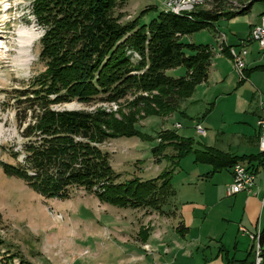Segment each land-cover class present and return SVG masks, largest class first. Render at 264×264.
Here are the masks:
<instances>
[{"label": "trees", "instance_id": "16d2710c", "mask_svg": "<svg viewBox=\"0 0 264 264\" xmlns=\"http://www.w3.org/2000/svg\"><path fill=\"white\" fill-rule=\"evenodd\" d=\"M213 1L210 9L180 15L148 7L120 23L114 14L116 0H32L29 13L43 29L39 56L45 68L13 94L22 142L19 150L9 151L14 164L0 162L3 173L20 178L45 198L67 199L73 187H81L116 207L146 208L166 215L169 211L164 206L175 195L172 174L182 157L193 153L195 162L210 164L214 170L244 161V156L212 148L193 149L192 138L165 129L157 133L160 140L150 148L155 163L165 158V169L152 179L135 176L119 181L109 153L100 146L117 137L151 141L153 136L140 131L139 119L180 112L194 87L207 80L211 46L188 42L185 36L214 29L218 19L241 16L251 7L249 3L234 11L230 4L224 8L222 0ZM149 9L156 12L155 17L140 22ZM130 53H137L139 59L133 61ZM177 67L185 69L183 75L166 73ZM73 99L84 104L114 102L117 108L112 112L51 107ZM167 148L173 153L167 154ZM262 156H248L247 162L258 159L260 165ZM182 227L180 223L178 228ZM259 241L264 244V226ZM253 248L254 244L250 264H254ZM16 264L32 263L19 257Z\"/></svg>", "mask_w": 264, "mask_h": 264}, {"label": "crops", "instance_id": "0c3cea01", "mask_svg": "<svg viewBox=\"0 0 264 264\" xmlns=\"http://www.w3.org/2000/svg\"><path fill=\"white\" fill-rule=\"evenodd\" d=\"M262 8L254 9L252 4L247 13L222 17L214 23L208 44L212 58L207 80L194 87L191 96L181 103L185 105L177 115L181 120L171 115L180 124L174 131L192 138L193 149L212 148L230 156H244L242 163L256 167L253 190L226 195L225 188L232 181L231 167L214 170L210 164L195 162L194 154L189 153L172 174V213L161 215L142 209L139 217L123 222L111 218L101 223L95 236L100 241L108 237L109 242L104 250L94 245L98 264H103L102 256L108 257V264H250L253 260L254 242L239 227L253 233L264 226V167L258 159L247 162L248 156L260 153L256 120L264 108V53L255 43L247 45L246 78L240 80L226 47L246 40ZM166 122L160 130L174 127L166 126ZM196 124L204 133L195 129ZM166 153L173 150L167 148ZM148 162V166L139 168L143 171L162 166L153 170L155 176L167 165L165 158L155 163L152 155ZM180 223L182 228H178Z\"/></svg>", "mask_w": 264, "mask_h": 264}, {"label": "rangeland", "instance_id": "374dc122", "mask_svg": "<svg viewBox=\"0 0 264 264\" xmlns=\"http://www.w3.org/2000/svg\"><path fill=\"white\" fill-rule=\"evenodd\" d=\"M31 1L0 0V35H2L0 38V162L11 164H14L16 160L10 156L9 151L12 148L19 150L22 142L18 132L20 130L15 122L17 119L13 94L18 92L17 90L24 89L45 68L39 56L43 29L36 24L29 13ZM163 1L116 0L114 14L118 15L120 23H123L132 20L148 7L163 10ZM220 4L228 8L230 0H222ZM213 5V0H207L198 8L210 9ZM260 5L262 3L256 1L253 7L256 9ZM155 15L156 12L153 9L146 10L140 22L147 23ZM22 30L36 35V40L29 43V53L24 58L28 61L25 67L22 65L23 58L20 56L19 33ZM213 32L211 28L202 29L186 35L185 40L196 44H209ZM130 54L133 61L139 59V56ZM184 71L183 67H177L166 70V73L171 76H180L184 74ZM184 106L181 104L179 109L182 110ZM51 107L59 110L86 109L89 111L103 108L114 112L117 105L114 102L99 101L84 104L73 99L51 105ZM124 111H126L125 106ZM179 113L174 112L173 116L177 117ZM171 115L139 119L137 125L140 131L153 136L151 141H143L134 136L117 137L106 140L100 145L103 151L109 153L111 166L120 174L119 181L135 176L141 179L151 178L155 176L154 171L161 169L162 166L153 165L154 169L142 171L139 167L149 165L148 159L152 154L148 146L158 142L157 133L161 131L160 126L163 121H167L166 126L171 124L174 126L166 130H175L176 122ZM137 158L141 161L136 160ZM173 206L172 201L164 208L172 213ZM142 209L148 210L137 208L136 211L132 208H120L101 202L94 194L81 187H73L67 199L45 198L29 189L20 178L5 175L0 167V240H2L0 263L16 264L20 257L32 264H98V259L94 256L97 252L94 245H101L100 249L104 250L109 242L108 237H102L101 239L104 240L100 241V238L95 236L98 235L99 225L111 218L123 222L124 219L139 217ZM101 261L103 264L109 263L107 256H102Z\"/></svg>", "mask_w": 264, "mask_h": 264}, {"label": "built area", "instance_id": "2783aa9c", "mask_svg": "<svg viewBox=\"0 0 264 264\" xmlns=\"http://www.w3.org/2000/svg\"><path fill=\"white\" fill-rule=\"evenodd\" d=\"M207 0H164V11L173 12L176 15L188 13L194 11L199 5H203ZM252 0H230L231 10L238 11L241 8H244ZM254 1V0H253ZM259 1V0H255ZM262 3V12L259 15L258 22L253 24L249 36L246 40L238 45H228L226 50L230 55L232 65L234 70L237 73L240 80L245 79V67L246 58L248 54L247 45L249 43H255L258 46L259 50L264 53V0L260 1ZM224 40V35L221 37V41ZM135 57H138L137 53H133ZM176 129L180 127L179 123L175 124ZM257 128V145L260 153L263 154L262 167H264V108H262L261 114L256 120ZM198 132L204 133L201 125L196 124L195 128ZM160 139H158L159 141ZM232 172V181L226 186L225 193L226 195H234L239 192H251L255 186L256 172L253 168H250L247 164L242 162H236L233 167H231ZM239 230L243 233H247L249 237L254 242V264H262L264 259V244H260V231L249 232L245 227L240 226Z\"/></svg>", "mask_w": 264, "mask_h": 264}, {"label": "bare ground", "instance_id": "6f19581e", "mask_svg": "<svg viewBox=\"0 0 264 264\" xmlns=\"http://www.w3.org/2000/svg\"><path fill=\"white\" fill-rule=\"evenodd\" d=\"M164 11V10H163ZM21 44H20V56L23 58L22 65L25 67L28 64V61L24 59L29 53V43H32L33 40H36V35L30 31L22 30L19 33ZM2 35H0V38Z\"/></svg>", "mask_w": 264, "mask_h": 264}, {"label": "water", "instance_id": "95a60500", "mask_svg": "<svg viewBox=\"0 0 264 264\" xmlns=\"http://www.w3.org/2000/svg\"><path fill=\"white\" fill-rule=\"evenodd\" d=\"M254 2H255V0H254V1L252 0V1L250 2V4L252 5V4H254Z\"/></svg>", "mask_w": 264, "mask_h": 264}]
</instances>
